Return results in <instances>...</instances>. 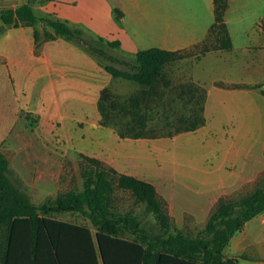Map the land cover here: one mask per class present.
Listing matches in <instances>:
<instances>
[{"label": "crops", "instance_id": "crops-1", "mask_svg": "<svg viewBox=\"0 0 264 264\" xmlns=\"http://www.w3.org/2000/svg\"><path fill=\"white\" fill-rule=\"evenodd\" d=\"M238 2L227 0L223 15L231 46L208 50L201 47L214 22L213 0L29 2L37 16L117 42L116 53L125 57L152 47L189 52L179 61L187 62L188 80L205 91L204 123L180 132L171 127L156 137L122 138L114 126L102 124V90L127 98L139 85L112 77L94 56L61 36L36 46L35 30L53 32L41 22L0 20V151L11 182L15 178L18 190L41 204L69 190L67 167L77 169L82 154L150 183L178 229L203 227L220 197L251 187L264 173V95L253 87L264 84V14L245 24ZM23 4L28 0H0V8ZM237 33L247 40L235 41ZM63 214L53 217L78 224ZM252 223L264 238L263 211L223 250L236 264L248 258L245 233Z\"/></svg>", "mask_w": 264, "mask_h": 264}, {"label": "trees", "instance_id": "trees-1", "mask_svg": "<svg viewBox=\"0 0 264 264\" xmlns=\"http://www.w3.org/2000/svg\"><path fill=\"white\" fill-rule=\"evenodd\" d=\"M35 1L28 0V4L16 8H0V20L7 25L27 26L41 22L53 32L43 30L40 35L35 30L36 46L40 40L61 36L94 56L112 77L137 83L141 90L121 102L109 89L102 90L98 103L102 124L114 126L122 138L164 135L145 132L150 128L148 114L153 112V108L146 106L151 98H160L161 83L169 84L164 78L165 65L185 58L189 52L152 47L125 57L116 53L117 42L91 36L58 19L37 16L29 5ZM226 8L227 0H213L214 22L202 50L231 46L223 19ZM115 13L121 16L117 9ZM189 83L176 95L187 96L186 103L193 102L195 108L175 118L179 124L176 132L194 130L204 123L205 91ZM253 87L264 95V84ZM115 118H124L123 126H118ZM77 156L82 188L58 192L55 198L34 204L9 179L8 159L0 151V232L4 237L0 264H236V260L223 255L224 248L248 221L264 211V186L257 185L258 178L251 192L240 196L238 191L220 197L200 236L190 237L172 224L165 202L150 183L120 174L97 159ZM116 189L130 193L142 205V214L153 216L158 235L149 236L134 212L115 208ZM234 196L238 198L233 199ZM58 213L88 219L94 232L86 224L54 218Z\"/></svg>", "mask_w": 264, "mask_h": 264}, {"label": "rangeland", "instance_id": "rangeland-1", "mask_svg": "<svg viewBox=\"0 0 264 264\" xmlns=\"http://www.w3.org/2000/svg\"><path fill=\"white\" fill-rule=\"evenodd\" d=\"M242 5L241 13L246 15L247 21L245 24H250L256 17L264 14V0H237ZM238 2V4H239ZM43 24V23H42ZM44 26V24H43ZM235 41H246L247 38L240 35L239 33L235 34ZM188 65L185 60L178 61L173 65L168 66L164 70V78L169 82L168 86H165L164 83H161V96L160 98H153V103L149 102L147 108H153V112L149 113L147 125L150 127L145 132L150 134H160L170 131L171 127L178 126V122L175 121V118L181 114H189L190 108H195L193 102L186 103L187 96H177L181 87H188L189 80L187 76ZM133 86H138L137 83H131ZM140 88V87H136ZM134 93L139 92V89H133ZM123 98L118 97L117 101L121 102ZM148 110V109H147ZM150 110V109H149ZM148 112V111H147ZM117 114L122 117L119 111H116ZM115 113V114H116ZM124 118L118 119L115 118L114 122L118 126H123ZM185 124V123H184ZM68 189H81L82 188V179L80 176V161L78 160L77 169H74L72 166H68ZM13 183L18 185V182L15 178H12ZM258 186H264V173L257 181ZM254 185L251 187L245 188L241 191L240 196L247 194L252 191ZM64 190H62L63 192ZM114 206L119 211L130 210L134 212L140 221V227L145 230L149 236L153 237L160 233L157 223L151 214H142V205L135 202L134 198L128 192H123L116 189L113 195ZM238 196H234L233 199H237ZM67 220L76 221L78 223L85 222L84 224L91 227L88 224V219L75 215L73 213H64L61 215ZM203 227H186L182 229L183 233L190 237L200 236V231ZM92 232H94L91 227ZM245 237L248 240V245L244 253L248 255V258H241L238 264H262L264 263V238L260 236V233L256 234L254 230L253 223L249 225ZM224 255V253H223Z\"/></svg>", "mask_w": 264, "mask_h": 264}]
</instances>
